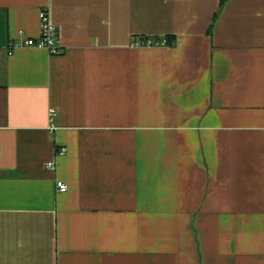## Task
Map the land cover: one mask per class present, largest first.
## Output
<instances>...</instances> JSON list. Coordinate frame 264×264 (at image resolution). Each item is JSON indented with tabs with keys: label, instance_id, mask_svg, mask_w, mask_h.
<instances>
[{
	"label": "crops",
	"instance_id": "0c3cea01",
	"mask_svg": "<svg viewBox=\"0 0 264 264\" xmlns=\"http://www.w3.org/2000/svg\"><path fill=\"white\" fill-rule=\"evenodd\" d=\"M0 264H264V0H0Z\"/></svg>",
	"mask_w": 264,
	"mask_h": 264
},
{
	"label": "built area",
	"instance_id": "2783aa9c",
	"mask_svg": "<svg viewBox=\"0 0 264 264\" xmlns=\"http://www.w3.org/2000/svg\"><path fill=\"white\" fill-rule=\"evenodd\" d=\"M41 18V35L37 39L25 38L23 34L18 39V41L11 45V48L14 47H32L39 49H46L50 52L51 55L60 54L61 50L58 46V30L56 26L52 23L50 19V14L48 10H43L40 14ZM133 46L135 47H147V48H160V47H171L174 45L173 41H169L168 38L164 39H154V38H145L134 41ZM56 116V113L52 110L50 113L51 130H55L53 126V120ZM60 153L65 152V149H60ZM50 169L54 167L53 163L48 165ZM58 191L65 193L68 191V186L62 181L57 182Z\"/></svg>",
	"mask_w": 264,
	"mask_h": 264
},
{
	"label": "trees",
	"instance_id": "16d2710c",
	"mask_svg": "<svg viewBox=\"0 0 264 264\" xmlns=\"http://www.w3.org/2000/svg\"><path fill=\"white\" fill-rule=\"evenodd\" d=\"M169 40V39H168ZM171 42V40H169Z\"/></svg>",
	"mask_w": 264,
	"mask_h": 264
}]
</instances>
